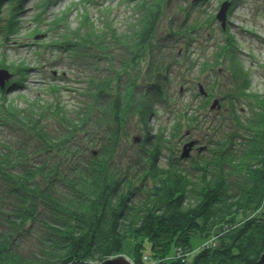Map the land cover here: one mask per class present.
Wrapping results in <instances>:
<instances>
[{
	"label": "trees",
	"instance_id": "16d2710c",
	"mask_svg": "<svg viewBox=\"0 0 264 264\" xmlns=\"http://www.w3.org/2000/svg\"><path fill=\"white\" fill-rule=\"evenodd\" d=\"M29 1L0 0L1 33L18 30ZM51 1L59 0L44 5ZM133 1L128 29L89 23L78 40L55 43L99 48L109 65L102 80L90 79L82 109L56 110L52 128L41 104L0 103L1 121L18 129L15 140H0V264L100 263L131 238L134 264H264V88L253 87L238 40L222 27L212 63L204 62L215 74L203 102L176 100V121L154 129L150 120L172 101L174 69L192 65V43L217 18L205 8L193 16L206 0L187 1L184 18L170 16L159 36L169 0ZM179 37L188 52L174 50ZM112 45L127 55L117 61ZM142 62L144 87L131 76ZM133 123L142 134L130 152ZM185 125L204 132L189 158L176 153Z\"/></svg>",
	"mask_w": 264,
	"mask_h": 264
},
{
	"label": "rangeland",
	"instance_id": "374dc122",
	"mask_svg": "<svg viewBox=\"0 0 264 264\" xmlns=\"http://www.w3.org/2000/svg\"><path fill=\"white\" fill-rule=\"evenodd\" d=\"M187 1L193 0H169L159 25V36L166 34L170 16H175L177 20L184 18L183 8L190 6ZM225 1L230 2L227 27L239 42V52L246 68L250 70L253 87L262 90L264 88V0H206L195 6L192 14L203 17L205 8L217 15L221 4ZM133 2V0H60L53 6H45L44 0H31L26 3L27 10L20 18L18 30L15 33L12 31L1 33L0 30V68L11 71L6 66H16L21 70L20 73L14 74L12 79L20 81V88L11 87L6 90L5 87L3 90L6 93L3 97L0 91V103L15 100L19 107L28 109L31 107L30 102L41 104L40 106L44 108L43 116L51 119L52 128L58 126L55 123L58 117L56 110H60L59 114H61V112L70 113L73 107L77 109L80 106L82 109L84 97L87 98L84 92H87L86 87L90 79L94 78L95 83L102 80L109 73V65L99 48L92 49L84 45L77 47L78 51H76L64 46L56 47L55 43L67 37L73 41L78 40L77 35H84L90 31L91 28L86 27L89 23H94L96 30L107 25L118 26L121 30L128 29L135 20ZM222 30L221 22L217 20L213 28L207 26L199 31V36L192 43L188 53L193 63L191 66H181V69L176 66L174 69L170 87L172 101L167 107L166 105L157 107L158 114L150 120V125L154 126V129L176 121V114L171 113L172 104L175 105L176 100L183 103L203 102L205 95L200 91V86L204 87L205 92L208 91L212 76L215 74L213 69L209 71L204 67V62L212 63L216 42L223 37ZM176 44L175 51L188 52L186 39L179 37ZM118 48L117 45H112L111 54L117 61L123 55H127V52ZM144 68L145 63L142 62L138 70L131 73V76L138 78L139 84L143 83L142 87L146 83L143 78ZM216 69L226 73L220 67ZM36 107L38 109V106ZM7 121V119L1 121L0 112V140L4 142L15 140L18 136V129L13 122ZM21 122L30 125V122ZM21 122L19 123L28 132L29 128ZM187 126L185 125L187 131L183 130L180 141L177 142L176 153L181 157L184 143L188 140L201 139L204 133ZM129 131L131 136L127 147L130 152H134L139 145L135 138L142 134V129L133 123ZM199 146L201 143L193 148L191 156L196 154ZM198 242V239L193 240L195 245ZM134 244L132 238L126 239L123 255L132 256ZM145 244L148 247V241Z\"/></svg>",
	"mask_w": 264,
	"mask_h": 264
},
{
	"label": "water",
	"instance_id": "95a60500",
	"mask_svg": "<svg viewBox=\"0 0 264 264\" xmlns=\"http://www.w3.org/2000/svg\"><path fill=\"white\" fill-rule=\"evenodd\" d=\"M229 7H230V2L225 1L221 4L220 6V10L218 11L216 18L217 20H219L221 22V25L223 27V29H225L227 27V19H228V11H229ZM14 76V73L9 71L8 69L4 68L1 69L0 68V88L4 89L5 87H7V85L10 83V81H12ZM200 91L205 94V90L204 87L201 85L200 86ZM218 99L213 100V103L211 105V108L214 109L218 103ZM197 145V140H190L188 142H186L184 144L183 147V153H182V157L183 158H189L191 156V152L193 150V148ZM262 263H264V253L261 256V260ZM91 264H134V262L127 256L121 254L119 256L113 257V258H108L106 260H104L103 262L100 263H91Z\"/></svg>",
	"mask_w": 264,
	"mask_h": 264
},
{
	"label": "bare ground",
	"instance_id": "6f19581e",
	"mask_svg": "<svg viewBox=\"0 0 264 264\" xmlns=\"http://www.w3.org/2000/svg\"><path fill=\"white\" fill-rule=\"evenodd\" d=\"M60 1V0H59ZM57 2H55L54 3V1H51V2H48L45 6H53V5H55ZM26 10H27V8H26ZM25 15V13L24 14H20L19 15V17L18 18H21L22 16H24ZM210 242V241H209ZM212 242H214V241H212ZM203 243H206V242H203Z\"/></svg>",
	"mask_w": 264,
	"mask_h": 264
},
{
	"label": "flooded vegetation",
	"instance_id": "af4514ba",
	"mask_svg": "<svg viewBox=\"0 0 264 264\" xmlns=\"http://www.w3.org/2000/svg\"><path fill=\"white\" fill-rule=\"evenodd\" d=\"M188 141H190V140H188ZM188 141H186V142H188ZM186 142H185V143H186ZM185 143H184V144H185ZM197 145H198V142H197ZM194 148H195V147H194ZM197 148H198V147H197Z\"/></svg>",
	"mask_w": 264,
	"mask_h": 264
}]
</instances>
